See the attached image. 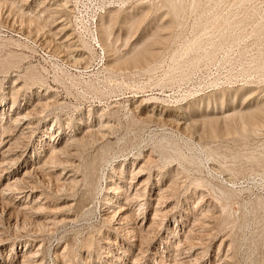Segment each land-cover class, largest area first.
Listing matches in <instances>:
<instances>
[{
	"label": "rangeland",
	"instance_id": "1",
	"mask_svg": "<svg viewBox=\"0 0 264 264\" xmlns=\"http://www.w3.org/2000/svg\"><path fill=\"white\" fill-rule=\"evenodd\" d=\"M11 1L0 0V102L7 118L35 115L0 143L1 153L20 137L0 171L10 166L13 181L32 170L0 203V264H25L38 248L41 264H264V129L224 133L222 119L264 109V0H178L173 26L166 0ZM110 20L107 51L99 27ZM147 40L156 57L113 62ZM28 67L35 83L24 81ZM101 114L112 124L104 137L46 161L51 144L97 127ZM145 159L149 168L135 178ZM110 170L109 186L121 184L119 201L133 217L119 230L106 219L119 210L106 189Z\"/></svg>",
	"mask_w": 264,
	"mask_h": 264
},
{
	"label": "bare ground",
	"instance_id": "2",
	"mask_svg": "<svg viewBox=\"0 0 264 264\" xmlns=\"http://www.w3.org/2000/svg\"><path fill=\"white\" fill-rule=\"evenodd\" d=\"M9 1V0H8ZM13 1V0H12ZM12 1H11V3H12ZM166 2H167V4L170 6V8H172L171 10H172V21H171V23H170V25L169 26H173L174 24H178L179 22H180V18L179 17H181L180 15L182 14V11H183V8H184V6H183V4L180 2V1H178V0H166ZM14 3V2H13ZM166 4V3H165ZM183 6V7H182ZM163 7V6H162ZM24 12V11H23ZM29 12V11H28ZM35 13V12H34ZM39 16V15H38ZM113 18V17H112ZM111 18V20L113 21V19ZM40 19V18H39ZM110 20V22L109 23H106V22H104V21H102L101 23H100V27H99V30H100V36H99V38H100V41H101V43H102V45H103V49L104 50H107V51H110V50H112V44H111V42H110V38H111V35H112V21ZM181 23V22H180ZM65 33V32H64ZM156 34V33H155ZM150 39V38H149ZM159 38H156V40H158ZM165 39V38H164ZM161 40L163 43L166 41V40ZM99 41V40H98ZM150 42H148V40L147 41H144L143 43H141V44H139V45H136V46H134L133 47V49H132V51H131V53H128V54H130V55H124V56H120V57H117L113 62L115 63V64H117V65H141V64H144V63H146L149 59H151V58H154V57H156L157 56V52L152 48V47H150V44H149ZM83 47H84V45H83ZM85 48L87 49V48H90V46H89V44L88 43H86L85 44ZM17 55V54H16ZM7 57V56H6ZM8 58H10V57H8ZM5 60V59H4ZM10 61V60H9ZM16 61V60H15ZM14 60H12V61H10V62H6L5 63V66H4V64H3V62H1L2 63V67L3 68H5L6 69V67L8 68L9 66H11V65H14ZM21 62V61H20ZM18 63V62H17ZM17 65V64H16ZM152 65H153V63H152ZM15 66V65H14ZM151 67V66H150ZM10 68V67H9ZM12 68V67H11ZM28 68H30V67H28ZM122 68V67H121ZM7 70V69H6ZM9 70V69H8ZM142 71V70H141ZM24 75V74H23ZM25 76V78H24V81H25V83L27 82H29V84H30V80H31V82L33 81V80H38L37 79V74H36V72L33 70V69H29V70H27V72H26V74L24 75ZM23 76V77H24ZM18 79V78H17ZM21 79V78H20ZM26 79V80H25ZM29 80V81H28ZM43 80V79H42ZM41 81V80H40ZM14 82V81H13ZM34 82V81H33ZM35 83V82H34ZM33 83V84H34ZM46 82H45V80H44V84H45ZM19 83H17L16 82V85L15 86H12V88H11V92H12V94H13V96H15V94L17 93V91L19 90V89H21V88H18V89H15L16 87H17V85H18ZM10 85H12V84H10ZM19 86V85H18ZM21 86V85H20ZM41 87H42V85H41ZM5 91V90H4ZM6 95H7V93H6ZM11 95V94H10ZM39 95V94H38ZM43 95V94H42ZM12 96V97H13ZM155 97V96H154ZM10 98V97H9ZM152 98V97H151ZM218 98V97H217ZM4 99V98H3ZM43 99V98H42ZM145 99H148V98H145ZM156 99V98H155ZM158 99V98H157ZM7 100V99H6ZM223 100V99H222ZM10 101H12V100H10ZM6 103V102H5ZM48 103V102H47ZM50 103V102H49ZM53 103H55V101L53 102ZM58 103V102H57ZM59 103H60V101H59ZM52 104V103H51ZM56 104V103H55ZM60 105V104H59ZM38 106H40V105H38ZM19 107V106H18ZM46 107V106H45ZM7 108V107H6ZM10 108V107H9ZM17 108V107H16ZM41 108V107H40ZM19 109V108H18ZM21 109H23V108H21ZM20 109V110H21ZM148 109V108H147ZM11 110L12 109H10V112H11ZM37 109H35L34 111H36ZM42 110V109H41ZM40 110V111H41ZM28 111V110H27ZM44 111V110H43ZM241 111V110H240ZM259 111V112H258ZM258 111L257 112H251L250 110H248V112L246 111V112H239V113H237V114H235L236 116L235 117H233V115L234 114H232V113H230V114H224L223 116H222V119L224 120V123H225V130H223V132L224 133H230L231 131V133H233V130H236V131H238V133H239V131H240V133H242V135H247V133L249 132V131H252V130H257V129H259L261 126H262V128L264 129V127H263V120L262 119H260L259 117H258V115H261V114H264V109L263 108H261V107H258ZM37 112V111H36ZM39 112V111H38ZM115 112V111H114ZM40 113H42V112H40ZM6 114H7V112L5 111V110H3V106H2V102H0V139H1V144L4 142V141H7V140H5V137H8V136H10L11 134L9 133V131H10V129H11V126H12V124L13 123H18V124H20L21 122H25V120H27V118H29L32 114H33V111H29V112H27V113H17V114H12V113H8V116H10V117H6ZM110 114V113H109ZM115 114V113H114ZM113 114V112H111V114L110 115H114ZM148 114V113H147ZM33 115H35V114H33ZM103 116H104V114H101L99 117V119H100V121H99V125H97V127H94V125H92L91 123V127L90 128H88L87 130H85V131H83L82 133H81V135H77V134H72L71 136H70V138H69V140H67V141H64L65 143H61V145H59V144H51L50 146H49V148H48V155L46 154V156H47V159H46V161L47 162H55V160L57 159V157H58V155L59 154H61V153H69V154H71V155H74V154H79V151H82V150H84L89 144L91 145V143L93 142V141H95L96 139H100L101 137H104L106 134H107V132L110 130V129H112V124H110L111 123V120L110 119H108L107 117H106V119L104 120L103 119ZM263 116V115H262ZM111 117V116H110ZM146 117H148L147 115H146ZM152 117V116H151ZM264 117V116H263ZM5 118H7V119H5ZM60 118V117H59ZM80 118V117H79ZM84 118V117H83ZM82 118V119H83ZM112 118H114V117H112ZM219 119L220 118H217V119H213V120H211V122L212 123H214L215 125H218V121H219ZM78 120V119H77ZM32 122V121H31ZM55 122V121H54ZM30 123V122H29ZM113 123V122H112ZM80 124H81V121H80ZM86 125V124H85ZM55 126V125H54ZM58 126V125H57ZM213 127V126H212ZM13 128V127H12ZM53 126H51V129L53 130ZM78 128V127H77ZM83 128V127H82ZM32 129V128H31ZM34 129H35V127H34ZM50 128H47V130H49ZM85 129V128H84ZM261 129V128H260ZM51 130V131H52ZM31 131H33V130H31ZM114 131V130H113ZM221 131V130H220ZM48 134L50 133L49 131H46ZM55 132V131H54ZM255 132V131H254ZM53 133V132H52ZM71 133V132H70ZM212 133L213 134H215L216 133V130H215V128L212 130ZM252 133V132H251ZM29 134H31V133H29ZM110 133H108V135H109ZM50 135H52L51 133H50ZM68 135V134H67ZM232 135V134H231ZM33 136V135H32ZM57 136V135H56ZM241 136V135H240ZM30 137H31V135H30ZM20 137L18 136L17 138H16V141L14 142V137H11L10 139H9V141H8V143H9V146L6 148V149H4V151H2L1 153H0V166H5V165H7V163H5V158L6 157H4L5 156V154H7V153H9L11 150H12V148L14 147V144H16L17 143V140L19 139ZM26 139V138H25ZM103 139V138H102ZM51 140V139H50ZM63 140V139H62ZM104 140V139H103ZM41 142V141H40ZM7 143V142H6ZM5 144V143H4ZM46 144V143H45ZM43 145V144H42ZM94 145V144H93ZM2 146V145H1ZM46 147V146H45ZM106 147V146H105ZM108 147V146H107ZM41 148V147H40ZM15 149H18L17 147L15 148ZM87 149V148H86ZM213 149V148H212ZM100 150H102V148L100 147ZM103 150H105V149H103ZM47 151V150H46ZM73 151V152H72ZM107 151V150H106ZM18 152V151H17ZM77 152V153H76ZM25 153V152H24ZM164 153V152H163ZM14 154V153H13ZM179 154V153H178ZM179 156H180V154H179ZM81 157V156H80ZM41 158V157H40ZM143 158V157H142ZM19 159V158H18ZM141 159V158H140ZM139 160V159H138ZM18 161V160H17ZM41 161V160H40ZM69 162H70V160H68ZM136 161V160H135ZM150 160H148V159H145V161H144V163L143 164H141L140 165V167H139V169L134 173L135 174V178L136 177H138V176H143V174H144V172L146 173V169H148L149 168V162ZM67 162V161H66ZM74 162V161H73ZM9 163V162H8ZM13 163H15L16 164V161H14V162H10L9 164H13ZM61 163V162H60ZM40 164V163H39ZM62 164V163H61ZM76 164V163H75ZM73 165V164H72ZM80 165V164H79ZM78 165V166H79ZM40 166H41V164H40ZM68 166V165H67ZM94 166V165H93ZM98 166V165H97ZM10 167V166H9ZM8 167V168H9ZM37 167V166H36ZM8 168L6 169H2V171H3V174L1 175L0 174V178H2V176H4L2 179H3V181L4 180H7V182H6V184H5V186L4 187H0V203L1 202H3L4 200L5 201H7L8 202V199L10 198V195L13 193V191L15 190V189H17V190H19V184H21V183H23V182H25V177H27L28 175H29V172L30 171H32V170H30L29 172H26V174H24L25 175V177H23V178H21V179H19V178H15L13 181H12V177H11V173H10V170H8ZM38 168H39V166H38ZM69 168V167H68ZM96 169H97V167H95ZM100 168V167H99ZM123 168V167H122ZM42 169V168H41ZM65 169V168H64ZM74 169V168H73ZM92 169V171L94 170V167H92L91 168ZM39 170V169H38ZM2 171H0V173L2 172ZM92 171H91V173H92ZM113 171L114 172H118V175L120 174L121 176H119L120 178L123 176V170L122 169H119L118 167H113ZM42 172V171H41ZM65 172H66V170H65ZM97 172V171H96ZM134 172V171H133ZM93 173H94V171H93ZM92 173V175H94ZM98 173V172H97ZM103 173H105V172H103ZM64 175V174H63ZM99 175V174H98ZM114 174L111 172V170L107 173V175L105 174V178H106V184H107V186H106V189H107V192H108V194L111 192V193H113V195L114 196H118V195H120L121 193H122V190H121V184H119V185H116L115 187H112V186H109L111 183H113L112 181H113V178L112 177H114L113 176ZM116 175V174H115ZM91 177H93V176H91ZM94 177H95V175H94ZM93 177V178H94ZM99 177V176H98ZM104 177V176H103ZM102 177V178H103ZM108 177H110L109 178V180H107V178ZM27 178H29V177H27ZM93 178H91V179H93ZM97 178V177H96ZM123 178V177H122ZM101 178H99V180H100ZM104 179V178H103ZM31 180V179H30ZM77 179H76V177H73L72 178V183L73 184H75L77 181H76ZM89 180V179H88ZM96 180V179H95ZM105 180V179H104ZM198 180V179H197ZM91 181H93L94 182V179L93 180H91ZM138 181V180H137ZM139 181H140V179H139ZM160 181V180H159ZM158 181V182H159ZM97 182V181H96ZM125 182V181H124ZM143 184L146 186V184H147V182H148V178H145V179H143ZM88 183H89V181H88ZM100 184H103V183H100ZM26 185H27V183H26ZM90 185V184H89ZM93 185H94V183H93ZM105 185V184H104ZM148 185V184H147ZM23 186H25V185H23ZM60 186V185H59ZM65 186H67V185H65ZM76 186V185H75ZM92 186V185H91ZM28 187V186H27ZM30 187H31V189L29 190L30 192L29 193H33L34 192V188H35V186H33V185H30ZM38 187V186H37ZM67 187H69V185L67 186ZM71 187H73V186H71ZM101 187H102V185H101ZM105 187V186H104ZM137 187V186H136ZM154 190V189H153ZM161 190V189H160ZM16 191V190H15ZM23 191H18V192H14V193H22ZM133 192V191H132ZM127 193V192H126ZM147 193V192H146ZM169 193V192H168ZM172 193V192H171ZM164 193H161V195H163ZM146 195V194H145ZM147 197V196H146ZM165 197V195H163V196H161V198H164ZM115 198V197H114ZM123 198V197H122ZM160 198V199H161ZM121 199V197H117V199H116V204L118 203L119 204V210H117L116 211V209H115V212H113V213H109L108 215H106V219H110L111 220V222H112V220L113 219H115L116 218V221H117V223H115V224H113V228L115 229V230H119V229H121V227L123 226V225H125V224H127V222H129V220L132 218L133 219V217H131V215L129 214V211H130V209L128 208V207H123V205L120 203V200ZM159 199V202L158 203H161V200ZM139 200V206H140V214H138L139 215V217H142L143 218V221H144V219L146 218L145 217V215H144V213H146V212H144L143 210H144V206L147 204L146 202H144V203H142V201H144L145 200V198H142V199H138ZM164 200V199H163ZM12 201V200H11ZM108 205H110L111 206V208H112V206H117V205H114L115 203L114 202H112V199H110V201H108V202H106ZM3 204V203H2ZM127 204V203H126ZM134 204H137V203H134ZM138 205V204H137ZM1 206V205H0ZM147 206V205H146ZM116 208V207H115ZM161 209H160V207L158 208V207H156V209H155V214H154V217L152 218V221L155 219V218H157V216L159 215V211H160ZM5 211V210H4ZM3 212V211H2ZM170 212V211H169ZM8 213V212H7ZM168 213V212H167ZM3 215V214H2ZM7 215V214H6ZM4 217V216H3ZM22 217V216H21ZM131 217V218H130ZM105 218V217H104ZM10 219V218H9ZM12 219V218H11ZM131 219V220H132ZM13 220V219H12ZM13 223V222H12ZM114 223V222H113ZM135 224H137V222H135ZM135 224H134V226H135ZM10 225V224H9ZM161 225V224H160ZM1 226V225H0ZM18 226V225H17ZM21 226H22V224H21ZM20 226V227H21ZM138 226V225H137ZM137 226L134 228V230L137 228ZM154 226V225H153ZM10 227V226H9ZM131 227V226H130ZM139 229H142L143 227H138ZM3 229V228H2ZM2 229H0V242L3 240V236H2V234H1V232H2ZM5 229V228H4ZM22 229V228H21ZM20 229V230H21ZM137 230V229H136ZM135 230V231H136ZM143 230V229H142ZM124 231V230H123ZM131 231V230H130ZM38 232V231H37ZM3 233V232H2ZM131 233H132V231H131ZM135 233V232H134ZM140 233H142V232H140ZM132 235H134L133 233H132ZM130 236V235H129ZM92 240V239H91ZM91 240H89V241H91ZM108 242H110V241H108ZM132 242V241H131ZM93 242H90V244H89V246H91V244H92ZM28 246V245H27ZM91 248V247H90ZM33 249V248H32ZM39 249V248H38ZM38 249L36 250V251H33V250H29L28 252H26L23 256H24V263L25 264H41V261H40V258H39V254H37V251H38ZM40 250V249H39ZM71 250V249H70ZM40 252V251H39ZM24 253V252H23ZM65 254V253H64ZM23 259V258H22ZM44 259V258H43ZM13 263V262H12ZM20 263V262H19ZM134 264H136V263H134Z\"/></svg>",
	"mask_w": 264,
	"mask_h": 264
}]
</instances>
